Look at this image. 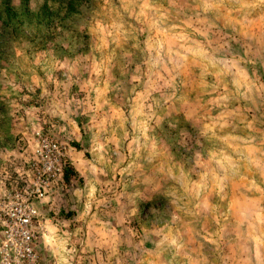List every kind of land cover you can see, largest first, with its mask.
I'll use <instances>...</instances> for the list:
<instances>
[{
	"label": "rangeland",
	"instance_id": "1",
	"mask_svg": "<svg viewBox=\"0 0 264 264\" xmlns=\"http://www.w3.org/2000/svg\"><path fill=\"white\" fill-rule=\"evenodd\" d=\"M262 59L264 0H0V194L34 129L71 172L40 263L264 264Z\"/></svg>",
	"mask_w": 264,
	"mask_h": 264
},
{
	"label": "built area",
	"instance_id": "2",
	"mask_svg": "<svg viewBox=\"0 0 264 264\" xmlns=\"http://www.w3.org/2000/svg\"><path fill=\"white\" fill-rule=\"evenodd\" d=\"M26 178L10 179L0 194V264H41L35 246L37 206L61 181L66 147L50 133L33 130Z\"/></svg>",
	"mask_w": 264,
	"mask_h": 264
},
{
	"label": "trees",
	"instance_id": "3",
	"mask_svg": "<svg viewBox=\"0 0 264 264\" xmlns=\"http://www.w3.org/2000/svg\"><path fill=\"white\" fill-rule=\"evenodd\" d=\"M72 145L76 146L75 143H73ZM71 175V172H70V169L68 168V166L66 165L63 169V172H62V177H61V181H65L68 179V177Z\"/></svg>",
	"mask_w": 264,
	"mask_h": 264
},
{
	"label": "crops",
	"instance_id": "4",
	"mask_svg": "<svg viewBox=\"0 0 264 264\" xmlns=\"http://www.w3.org/2000/svg\"><path fill=\"white\" fill-rule=\"evenodd\" d=\"M262 60H264V59H262ZM237 115V114H236Z\"/></svg>",
	"mask_w": 264,
	"mask_h": 264
}]
</instances>
